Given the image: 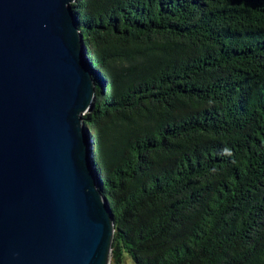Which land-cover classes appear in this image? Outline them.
<instances>
[{
  "label": "trees",
  "instance_id": "trees-1",
  "mask_svg": "<svg viewBox=\"0 0 264 264\" xmlns=\"http://www.w3.org/2000/svg\"><path fill=\"white\" fill-rule=\"evenodd\" d=\"M110 264H264V0H76Z\"/></svg>",
  "mask_w": 264,
  "mask_h": 264
},
{
  "label": "water",
  "instance_id": "water-1",
  "mask_svg": "<svg viewBox=\"0 0 264 264\" xmlns=\"http://www.w3.org/2000/svg\"><path fill=\"white\" fill-rule=\"evenodd\" d=\"M76 0H0V264H110Z\"/></svg>",
  "mask_w": 264,
  "mask_h": 264
},
{
  "label": "rangeland",
  "instance_id": "rangeland-1",
  "mask_svg": "<svg viewBox=\"0 0 264 264\" xmlns=\"http://www.w3.org/2000/svg\"><path fill=\"white\" fill-rule=\"evenodd\" d=\"M125 264H133L132 261L128 258L125 259Z\"/></svg>",
  "mask_w": 264,
  "mask_h": 264
}]
</instances>
